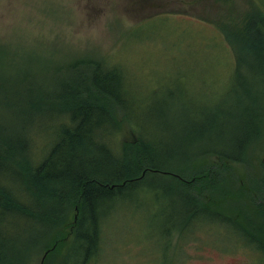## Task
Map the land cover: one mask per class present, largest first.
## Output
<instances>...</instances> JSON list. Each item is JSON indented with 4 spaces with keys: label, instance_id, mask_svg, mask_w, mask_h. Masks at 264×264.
I'll list each match as a JSON object with an SVG mask.
<instances>
[{
    "label": "rangeland",
    "instance_id": "obj_1",
    "mask_svg": "<svg viewBox=\"0 0 264 264\" xmlns=\"http://www.w3.org/2000/svg\"><path fill=\"white\" fill-rule=\"evenodd\" d=\"M263 14L264 0H0V40L6 47L18 44L30 52L21 59L34 58L39 65L97 56L119 66L127 97L135 99L134 110L149 118V105L151 121L166 129L159 160L173 169L214 147L208 125L217 116L227 142L246 136L254 146L248 164L233 163L245 180L248 174L261 175L264 159V123L258 119L264 114V34L252 22ZM58 75L52 68L34 78L58 89L57 79L66 77ZM6 107L0 105V113L6 114ZM189 121L192 130L183 141L168 137L170 129L175 132ZM136 131L122 121L120 139H136ZM174 183L172 176L154 173L144 188L126 191L129 198L109 207L101 219L99 249L89 264H264L263 248L211 218L197 220L179 241L178 233L168 240L166 230L173 223L168 210H174L176 227L175 210L182 199L168 193ZM67 250L65 245L47 251L48 264H59ZM20 253L28 255L25 247ZM42 256L28 264H42Z\"/></svg>",
    "mask_w": 264,
    "mask_h": 264
},
{
    "label": "trees",
    "instance_id": "obj_2",
    "mask_svg": "<svg viewBox=\"0 0 264 264\" xmlns=\"http://www.w3.org/2000/svg\"><path fill=\"white\" fill-rule=\"evenodd\" d=\"M252 22L264 34V14ZM20 49L0 40V105H7V113H0V264H28L40 253L46 254L44 262L65 245L68 250L59 264H89L99 249L103 214L122 197L129 198L126 191L144 188L154 173L172 176L175 183L167 191L182 196L176 227L174 210H168L173 222L166 230L168 240L178 233L179 241L197 220L211 218L264 249V159L261 175L248 174L245 180L233 166L250 161L254 146L246 136L227 142L216 116L208 125L214 147L180 162L178 171L159 160L166 129L151 121L149 105V118L134 110L135 99L127 97L119 66L97 56L39 65L34 58L21 59L30 52ZM52 68L58 76L66 75L57 79L58 89L34 78ZM258 119L264 123V114ZM122 121L136 126V139H120ZM180 129H170L168 137L183 141L191 122ZM187 192L194 195L186 197ZM222 202L224 206L218 204Z\"/></svg>",
    "mask_w": 264,
    "mask_h": 264
}]
</instances>
